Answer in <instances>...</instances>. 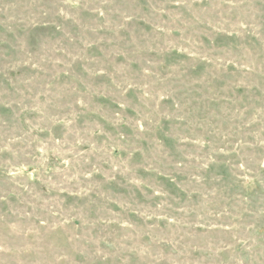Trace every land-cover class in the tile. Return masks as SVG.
Here are the masks:
<instances>
[{
  "label": "rangeland",
  "instance_id": "rangeland-1",
  "mask_svg": "<svg viewBox=\"0 0 264 264\" xmlns=\"http://www.w3.org/2000/svg\"><path fill=\"white\" fill-rule=\"evenodd\" d=\"M0 264H264V0H0Z\"/></svg>",
  "mask_w": 264,
  "mask_h": 264
}]
</instances>
